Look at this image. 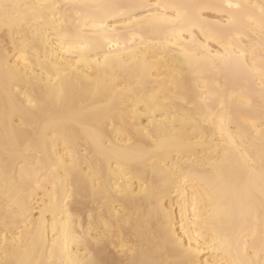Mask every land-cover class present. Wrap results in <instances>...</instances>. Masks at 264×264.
Here are the masks:
<instances>
[{
	"label": "bare ground",
	"instance_id": "6f19581e",
	"mask_svg": "<svg viewBox=\"0 0 264 264\" xmlns=\"http://www.w3.org/2000/svg\"><path fill=\"white\" fill-rule=\"evenodd\" d=\"M5 2L27 22L0 26V261L167 264L173 238L187 248L188 233L182 258L255 260L264 246V0ZM41 4L60 7L33 15ZM121 14L133 23L117 19L109 46L91 22L111 27ZM84 37L96 41L87 62L66 51ZM154 104L164 114L157 108L150 124ZM184 145L172 174L167 161Z\"/></svg>",
	"mask_w": 264,
	"mask_h": 264
},
{
	"label": "snow or ice",
	"instance_id": "6c2138e0",
	"mask_svg": "<svg viewBox=\"0 0 264 264\" xmlns=\"http://www.w3.org/2000/svg\"><path fill=\"white\" fill-rule=\"evenodd\" d=\"M27 7V6H25ZM33 9V15H41L40 10L45 9V8H59L60 5H33L31 6ZM157 7H161V5H157ZM163 7H167V6H163ZM227 8L231 9V8H239V5H233L231 3H229L227 6ZM21 8L20 5L18 4H12V3H8L5 2V0H0V26H2L4 29L9 30L10 32H15L16 28L18 25H22L24 23L27 22V18L25 16H23L20 12L19 9ZM117 19H124L128 21V25L132 24L133 21L127 17L124 16L123 14L120 15L119 18H111V27H109V22L108 20L105 19H101L99 21H92L91 22V27L93 29L96 30V35H98L105 43H107L109 46L112 45V42L114 39L118 40L119 37V31H118V27H117ZM88 22H85V26L87 27ZM122 27H127V25H122ZM217 43L222 47L225 48V51H227V48L224 44V41L222 38L220 37H216L215 38ZM13 40H15V36H13ZM177 46H179V40L177 41ZM96 47V41L92 40L89 37H84L81 38L80 43L78 44V46L73 47L70 46L68 49H66V51H69L73 54L79 55L81 60L84 62H87L88 59V53L94 49ZM116 47H120L119 43L116 44ZM26 49L22 48L20 49L21 54L24 53ZM240 57H246V53L241 52L240 53ZM21 57L18 56L17 59H20ZM187 58V55H186ZM108 60V56H105V61ZM239 60V58H238ZM242 62V61H241ZM189 66L191 67V63L189 61ZM262 75H264V73H262ZM157 108H159V114L163 115L164 114V108L162 106H160L159 104H154V106L150 107L148 110V116L150 117L149 119V123L152 124L155 116L157 114ZM221 123H223V119L221 120ZM150 131V129H149ZM145 135H148V133L146 132ZM149 139H151V137L149 136ZM129 144H131V140L129 141ZM66 148H70L71 145L66 144L65 145ZM190 147L189 145H184L182 147H178L175 152L176 154L174 156H170V158L167 161V164L172 172V174H175V172L179 169L182 168L183 166V160H182V151L184 148H188ZM231 147L236 149L237 151H239L235 141L231 142ZM217 151H219V148H217ZM112 155L116 158V162L119 166V158L121 155V150L119 148H117ZM73 160L75 161V155L72 154ZM261 165L262 167H264V156H262L261 158ZM61 167V164L57 163L54 165V168H59ZM87 175V174H85ZM261 179H262V185H261V195L262 197H264V173H262L261 175ZM97 182V178L93 177L92 178V183L95 185ZM81 187L86 191L87 189V180L84 181V183L81 185ZM262 206H264V199H262ZM85 208L87 209V205H84ZM192 213L193 216L195 217L197 214V205H196V198L195 196L193 197V205H192ZM96 219V215L93 211H88V224H89V231H91L92 225L94 220ZM109 235V225L105 224L104 225V229H103V235L100 239L97 240V244H101L103 242L104 239H106ZM197 235H199V233H197ZM188 247L185 248L184 247V241L181 237L176 236L174 237V241H175V248H176V254H177V258L173 259V260H169L167 262V264H198L197 261L192 260V259H185L182 258L181 254H186L188 252H191V234L188 233ZM5 244H7V241H5ZM85 248H87V244L85 243ZM244 254L247 255L248 254V245L247 243H245L244 245ZM5 255H7V250H5ZM0 264H9L8 261L3 260L0 261ZM12 264H43V261H34L31 259H21L18 261H14L12 262ZM73 264H101V262L96 261L94 259H90V258H85L82 260H78L73 262ZM145 264H165L164 261H160V262H154V261H147L145 262ZM234 264H264V246L261 247L260 253L257 256V258L255 260L253 259H247V260H238L235 261Z\"/></svg>",
	"mask_w": 264,
	"mask_h": 264
}]
</instances>
